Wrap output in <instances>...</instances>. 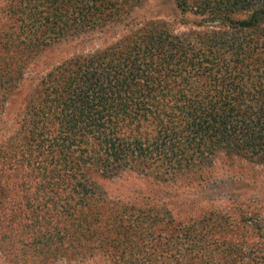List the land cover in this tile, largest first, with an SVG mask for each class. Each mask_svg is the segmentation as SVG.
Segmentation results:
<instances>
[{
	"label": "trees",
	"instance_id": "obj_1",
	"mask_svg": "<svg viewBox=\"0 0 264 264\" xmlns=\"http://www.w3.org/2000/svg\"><path fill=\"white\" fill-rule=\"evenodd\" d=\"M132 4L73 0L60 13L58 0H13L5 8L0 264H45L84 241L87 264H264V243L215 238L229 214L166 216L133 179L197 181L191 194L201 198L220 154L264 161V0H197L189 5L196 21L180 33L147 20L90 53L64 59L67 46L54 50L131 24ZM37 58L57 64L9 121L6 103ZM97 178H130L122 192L138 204L107 199ZM250 215L248 229L263 240Z\"/></svg>",
	"mask_w": 264,
	"mask_h": 264
},
{
	"label": "rangeland",
	"instance_id": "obj_2",
	"mask_svg": "<svg viewBox=\"0 0 264 264\" xmlns=\"http://www.w3.org/2000/svg\"><path fill=\"white\" fill-rule=\"evenodd\" d=\"M11 1L13 0H0V28H6L5 24H8L9 20H11L5 10L8 5H11ZM72 1L58 0L61 6L59 12H65ZM186 1L188 7L183 8L177 4V0H134V4L131 7L129 6L128 10L130 11L126 15L127 19H130L131 22L129 21V23L131 24L95 28L73 38L69 42L62 41L54 44V50H59L60 48L56 49L58 46H67L61 52L64 59L76 54L90 53L110 44L112 41L118 40L122 34L128 32V29L137 30L139 23L147 20L163 21L169 28L180 33L189 27V23L197 19V15H193V11L189 9V5L194 4L197 0ZM122 15H125V12ZM133 17L135 20H132ZM134 23H137V26H132ZM55 56L57 55L55 54ZM56 64V62L42 63L40 58L35 59L31 63L27 68L20 87L9 97L6 103L5 118L11 121L22 111L24 97L31 90L30 88L33 87V84L35 85L36 79ZM7 111L8 115H6ZM132 176H135V173ZM133 179L142 189L146 187L150 190V199L152 200L147 203L156 208L161 214L186 221L190 217L196 218L206 215L208 211L219 210L230 216L225 226L217 228L218 230L212 229L216 231L215 238L219 239V241H238L245 247L252 248L257 247L259 243H264V237L261 240L248 229L251 221L249 220L251 217L250 213H252L254 221H257L256 231H262L264 228V161L243 158L233 154H220L216 157L213 166L206 171L205 180L199 186L203 188V198H196L195 194H191L199 184H197V181L184 180L161 184L139 176L133 177ZM127 180L116 182L105 178H97V182L100 185L99 191L107 199L114 201L116 199H135L132 203L138 204V197L125 196V193L122 192V189L126 187L125 185L129 184ZM187 197L190 198L182 201V199ZM80 244V246H77L79 249L74 247L76 250L73 252L63 250L64 248L61 247V251L65 252H62L59 257H53L52 262L47 259L45 264L89 263V261H85V241ZM259 254L261 256V253Z\"/></svg>",
	"mask_w": 264,
	"mask_h": 264
}]
</instances>
